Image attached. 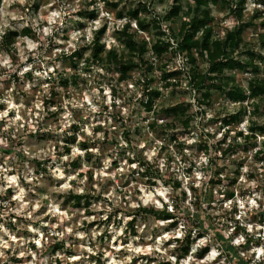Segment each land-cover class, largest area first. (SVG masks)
<instances>
[{
	"label": "rangeland",
	"instance_id": "374dc122",
	"mask_svg": "<svg viewBox=\"0 0 264 264\" xmlns=\"http://www.w3.org/2000/svg\"><path fill=\"white\" fill-rule=\"evenodd\" d=\"M137 1L0 0V38L7 27L31 29L17 35L10 48L0 42V264H242L240 257L264 264V220L257 215L264 209V134L248 129L251 120L264 123V112L254 113L251 98L244 100L246 114L229 125L217 147L225 131L220 118L239 102L213 91L211 102L200 104L201 90L190 79L191 63L173 52V37L160 57L150 48L155 39H168L169 25L179 24V16L162 18L172 0H141L147 11L140 16L159 21L167 34L130 22L129 31L148 43L145 57L153 69L138 66L121 78L97 62L89 68L80 62L75 69L63 57L88 44L102 24L101 41L122 51L117 31L128 19L125 11ZM244 5L242 19L253 24L245 27L243 40L260 50L264 1L245 0ZM85 7L96 9L94 18L80 14ZM121 7L124 14L118 16ZM210 8L217 35L239 23L226 7L211 3ZM88 54L85 50L83 56ZM159 64L181 70L177 84L164 85ZM197 65L205 69L207 62L199 58ZM75 71L82 77L78 84H64ZM227 74L244 87L254 75L238 69ZM148 78L162 92L155 98L156 109L187 103V128L177 123L161 133L148 126L154 117L158 123L166 121L141 104ZM238 129L250 137L237 135ZM72 133L75 140L68 142L66 152ZM228 141L235 150L220 152ZM81 142L88 144L89 158ZM257 148L263 154L255 153ZM175 179L180 182L176 188ZM224 187L234 191L233 198H221ZM69 191L89 193L88 204L73 205L65 199ZM139 204L171 211L176 224L140 212ZM236 223L245 229L233 234ZM188 228V250L176 259V253H183ZM197 231L201 235L195 236ZM245 232L251 236L249 244H243ZM229 240L238 254L220 248ZM56 241L63 245L54 250ZM206 243L207 252L198 257Z\"/></svg>",
	"mask_w": 264,
	"mask_h": 264
},
{
	"label": "trees",
	"instance_id": "16d2710c",
	"mask_svg": "<svg viewBox=\"0 0 264 264\" xmlns=\"http://www.w3.org/2000/svg\"><path fill=\"white\" fill-rule=\"evenodd\" d=\"M190 3L188 0H172L169 10L162 16V18L170 20L176 16L180 17L179 24L174 27L173 25L168 26L169 37L165 39H155L150 48L152 53L155 56L160 57L163 52L167 51L168 46L170 45V38L173 37V46L171 49L173 52L182 53L186 60L191 63L190 68V79L192 80V85L200 91L198 95V102L200 104L209 103L212 100L211 94L213 91H221L223 95L231 101L239 102V107L230 113H226L220 118L221 126L224 128V135L221 139H218L217 147H219L221 142H224V138L229 129L230 124L237 123L241 120L242 115L246 114L245 105L243 101L251 98L250 104L252 111L255 112H264V74L260 75V70H264V65H259L258 62H264V32L258 34L259 42L261 45L260 50H255L254 46L248 44V42L243 40V31L246 26L253 24L252 19L243 20L242 12L245 4V0H191ZM262 2L264 0H257ZM143 3L141 0L137 1L135 6H130L125 11L128 14V19L121 25L117 33H119V41L123 45V50L118 51L115 47L110 46L106 47L104 42L101 41V38L105 32V24H102L92 36L91 41L88 44L80 46L74 52L64 54V58H68L69 65L76 69L80 62L84 64V68H89L91 63H99L102 67L111 71H118L119 77L125 78L129 76V70L144 65L146 70H151L154 67V64L151 61H147L145 54L149 50L148 43L145 39L136 38L130 31L129 26L131 20H135L139 29L148 30L150 27L153 28L154 32L158 35L167 34L164 30L161 29L160 22L150 23L144 17L140 16V12L147 11L146 8L142 7ZM214 3L222 7H226L230 10L234 16L237 18L239 23L232 26L229 29H225L223 34L220 36L217 35L214 29V16L211 14L210 4ZM184 8V9H183ZM83 11H80V14L86 15L88 17L94 18L96 15V9H86L83 8ZM182 11V15L181 14ZM257 9H254V15L257 14ZM116 14L118 16H123L124 11L121 8L117 9ZM264 24V22H262ZM81 24V22H80ZM20 33L30 34L31 29L28 26L22 27L20 30L14 28H6L0 38L1 45L3 47L10 48L15 42L16 36ZM85 50L89 51L88 56L84 57L83 53ZM238 52V55H235V52ZM245 57H242V55ZM169 55V54H168ZM201 59L207 62L205 69H200L197 65V60ZM160 67V78L164 81V85H175L177 84V78L181 70L178 69H165L164 66ZM249 70L254 75L251 80L248 81L246 87L240 85L236 82L234 75L227 74V71L230 70ZM264 72V71H263ZM80 73L75 71L69 78L65 77L63 83H73L78 84V79H81ZM151 78H148L145 81L143 88V99L141 101L142 106L146 110H151L155 112V115L163 118H166L164 123H158L155 117L148 123V126L163 132L167 128H173L177 126V123L181 124L183 128H187L190 124L191 117L186 111V105L183 101L176 102L174 104L160 105L157 109L155 108V98L162 94L159 87H152L149 83ZM74 130L77 129V125L72 123ZM249 132L251 134H264V123H258L255 120L249 121L248 124ZM227 130V131H226ZM236 134L239 136L248 139L250 137L249 133H244L241 129L236 131ZM175 138L174 135L170 136ZM75 135L74 133L70 134L66 138V145L64 149L66 152L69 151L68 142H74ZM264 142V141H263ZM255 144V143H254ZM82 147L85 149V156L90 157L91 152L88 151V144L86 142H81ZM199 146H202L205 151H208L207 143H202ZM235 150L234 144L232 142H226L222 146L220 152H231ZM255 153H262L261 148L255 149ZM257 153V154H258ZM260 158H264L262 155ZM73 165H77L76 159L71 161ZM38 162L37 164H39ZM144 170H148V164L143 162ZM160 173L157 176L160 177ZM169 182V181H168ZM180 184L177 179L173 182V187L176 188ZM222 193V199L233 198L234 191L227 189L226 187L220 189ZM89 193L86 192H71L69 191L66 200L71 201L73 205L79 206L80 204L87 205ZM208 200L211 198V191L208 193ZM137 209L144 214L154 213L160 216L161 218H170V224L175 225L176 219H174V214L171 211L165 210L164 208L155 209L151 205H141L137 206ZM259 220H264V209L257 212ZM134 218L132 217L129 221V224L133 225ZM201 222V220H200ZM197 224V223H196ZM202 224V222H201ZM235 234L238 230L242 232L245 229L244 225L241 223H236L234 225ZM233 228V229H234ZM190 228L185 229L184 237L186 238L185 245L181 246L183 253L177 254V258L184 256V253L187 252L189 246V236L191 233ZM232 233V232H231ZM246 240L243 244H249L251 241V236L249 233L245 232ZM201 235V231H197L195 236ZM221 236V235H219ZM175 240H178V237H173ZM221 238V237H220ZM223 242V239H221ZM220 245L222 251L226 250L232 255L238 254L235 249L236 246L230 243ZM63 242H54L53 249L56 250L62 247ZM221 246H224L221 247ZM208 250V244L202 245L198 251L197 256L202 257ZM220 251L219 253H221ZM242 264H249L248 259L239 258ZM166 264H169L167 261Z\"/></svg>",
	"mask_w": 264,
	"mask_h": 264
}]
</instances>
